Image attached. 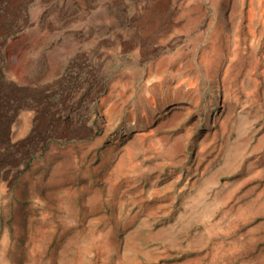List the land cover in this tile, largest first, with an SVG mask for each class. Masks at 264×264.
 <instances>
[{
	"label": "rangeland",
	"instance_id": "374dc122",
	"mask_svg": "<svg viewBox=\"0 0 264 264\" xmlns=\"http://www.w3.org/2000/svg\"><path fill=\"white\" fill-rule=\"evenodd\" d=\"M0 92V264H264V0H0Z\"/></svg>",
	"mask_w": 264,
	"mask_h": 264
},
{
	"label": "bare ground",
	"instance_id": "6f19581e",
	"mask_svg": "<svg viewBox=\"0 0 264 264\" xmlns=\"http://www.w3.org/2000/svg\"><path fill=\"white\" fill-rule=\"evenodd\" d=\"M207 74L210 76H214V71H210V70H206ZM153 92L157 91L155 89V87H153L151 89ZM167 138L166 137H162V138H155V137H152L151 138V141L149 142V152L150 154L153 152V147L156 146V144H162L163 141H165ZM176 143H177V140H173V141H170V142H167V146H165L164 150H162V154L164 155H170V154H174L175 152V146H176ZM178 146V145H177ZM151 156V155H150Z\"/></svg>",
	"mask_w": 264,
	"mask_h": 264
},
{
	"label": "trees",
	"instance_id": "16d2710c",
	"mask_svg": "<svg viewBox=\"0 0 264 264\" xmlns=\"http://www.w3.org/2000/svg\"><path fill=\"white\" fill-rule=\"evenodd\" d=\"M8 26V25H7ZM4 99H6V96H4L1 92H0V101H3Z\"/></svg>",
	"mask_w": 264,
	"mask_h": 264
}]
</instances>
